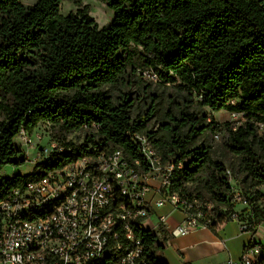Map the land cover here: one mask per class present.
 <instances>
[{
    "label": "trees",
    "instance_id": "1",
    "mask_svg": "<svg viewBox=\"0 0 264 264\" xmlns=\"http://www.w3.org/2000/svg\"><path fill=\"white\" fill-rule=\"evenodd\" d=\"M64 1L77 11L62 14ZM101 1L114 13L103 27L80 0H0V201L97 150L118 148L141 158L128 135L136 130L174 163V191L193 189L217 210L226 208L217 221L230 218L233 208L242 211L255 233L264 221V0ZM139 67L153 68L161 85L184 98L166 114L164 134L149 128L156 95L149 94L145 112L135 113L139 99L130 88L144 83L146 94L151 84L136 75ZM111 89L119 91L118 102ZM195 99L199 110L191 111ZM221 110L242 113L245 124L234 130L210 119ZM42 124L72 150L54 152L32 173L3 176L5 167L27 162L16 144L19 133ZM79 131L86 132L81 142L65 141L66 133ZM217 131L235 162L214 158L202 140ZM228 171L247 207L234 206ZM134 231L149 264H168L159 257L156 233L140 225Z\"/></svg>",
    "mask_w": 264,
    "mask_h": 264
},
{
    "label": "built area",
    "instance_id": "2",
    "mask_svg": "<svg viewBox=\"0 0 264 264\" xmlns=\"http://www.w3.org/2000/svg\"><path fill=\"white\" fill-rule=\"evenodd\" d=\"M136 75L161 83L151 67L137 68ZM128 135L141 158L131 159L118 148L97 150L13 188L0 201V264H149L143 239L134 229L140 225L151 230L146 222L154 216L152 206L169 204L183 214L182 221L168 229L172 237L212 229L220 222L217 215L226 208L217 210L196 194L174 191V163L164 161L147 134L135 130ZM221 136L220 131L214 134L216 139ZM34 137L40 138L35 131L18 135L23 146L36 149ZM49 150L36 153L35 165L50 157ZM228 175L234 206L247 207L248 199L235 188L230 171ZM241 212L233 208L228 219L252 237L241 256L230 257L227 264H264V244L254 238ZM156 221L165 227L167 215L156 216Z\"/></svg>",
    "mask_w": 264,
    "mask_h": 264
},
{
    "label": "rangeland",
    "instance_id": "3",
    "mask_svg": "<svg viewBox=\"0 0 264 264\" xmlns=\"http://www.w3.org/2000/svg\"><path fill=\"white\" fill-rule=\"evenodd\" d=\"M82 2V6L88 5L90 7V15L94 18V20L97 22L99 27H103L110 23L114 18L113 11L101 0H80ZM78 9V6L75 5L73 1H64L61 6V13L64 15L69 14L70 12H76ZM148 82V81H147ZM151 83V82H148ZM144 84V83H143ZM142 84V85H143ZM142 85L140 87H137L136 85L132 86L130 88V91L133 93V97L137 100L136 107H135V113H143L145 112L150 103L149 94H154L157 96L156 101V113L155 116L151 119L149 128L151 130L159 131L160 134H164V128H165V121H166V114L170 111L178 110L177 108H180L183 105L184 98L181 94H178L176 90L173 88V86H165L161 85L159 83H151L150 88L148 89V93H144V90L142 88ZM125 91L127 88L124 89ZM110 94L113 97V100L115 102H118V95L119 91L116 89H111ZM197 108L199 110V105L196 99L194 100V105L191 108V111L193 109ZM208 113H210V110L204 109ZM210 119L214 120L216 123L219 124H228L229 127L236 130L239 126L245 124V118L244 117H238L233 118L231 113L226 110H221L218 112L211 113ZM35 133L40 136V138L34 137L33 140L35 143H37V148H27L21 144L20 138H16V144L20 145L23 148L24 154L27 157V162L25 165L19 166L18 169L23 172L22 175H26L31 173L34 170V167L36 166L34 163V158L36 156V153L38 151H41L44 148H48L49 153L51 156L54 152H61L63 147L61 146L62 137H60L59 133L56 131H53L50 126H47L45 124H42L37 127L35 130ZM85 131H79V132H71L66 133L65 141L74 140L76 142H81L85 138ZM215 133L207 132L202 140H206L209 144L212 145L213 150V157L217 159H224L226 162H235V156L232 154V152L225 146L224 143V137L223 134L220 139H216L214 137ZM263 134L262 128L259 130V135ZM11 166H7L4 168V172H6V169H9ZM7 175L12 174L10 172L6 173ZM237 183V186H239V183ZM235 185V182H234ZM193 194H196L193 189H191Z\"/></svg>",
    "mask_w": 264,
    "mask_h": 264
},
{
    "label": "crops",
    "instance_id": "4",
    "mask_svg": "<svg viewBox=\"0 0 264 264\" xmlns=\"http://www.w3.org/2000/svg\"><path fill=\"white\" fill-rule=\"evenodd\" d=\"M2 172L6 177L7 172L12 175L23 174L18 167L11 166ZM11 176V175H10ZM154 215L146 224L161 241L162 250L159 257L168 264H227V260L239 258L245 245L252 235L243 233L239 224L232 219L218 222L212 229H201L183 237H172L169 228L174 227L183 219V214L174 210L169 204L163 207L152 206ZM167 215V223L157 225L156 216ZM254 238L264 244V221L254 233Z\"/></svg>",
    "mask_w": 264,
    "mask_h": 264
},
{
    "label": "water",
    "instance_id": "5",
    "mask_svg": "<svg viewBox=\"0 0 264 264\" xmlns=\"http://www.w3.org/2000/svg\"><path fill=\"white\" fill-rule=\"evenodd\" d=\"M17 175H22V174H17Z\"/></svg>",
    "mask_w": 264,
    "mask_h": 264
}]
</instances>
